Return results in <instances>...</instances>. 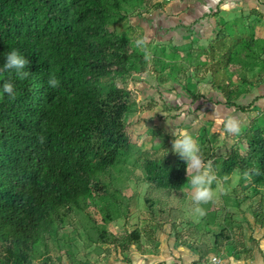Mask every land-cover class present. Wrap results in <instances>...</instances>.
<instances>
[{"label":"trees","instance_id":"trees-1","mask_svg":"<svg viewBox=\"0 0 264 264\" xmlns=\"http://www.w3.org/2000/svg\"><path fill=\"white\" fill-rule=\"evenodd\" d=\"M141 4L161 7L153 0H0V66L7 52L17 50L29 61L25 70L30 73L26 79L0 74V86L11 81L17 92L15 99L0 98V264H31L46 237L84 220L97 235L96 240L89 235L90 241L106 246L104 260L132 248L141 252L144 241L155 244L154 226L118 235L101 226L90 209L100 212L104 225L128 218L134 199L125 190L130 191L127 165L132 159L154 192L145 203L160 222L156 226L170 225L178 244L197 253L198 261L221 248L218 242L210 245L208 232L197 227L178 231L183 213L169 199L191 188L186 161L161 148L135 149L128 121L137 102L124 80L152 71L161 84L183 81L191 90L186 83L191 73L195 85L208 80L226 105L246 113L253 104H238L248 91L234 84L233 77L239 76L234 66L246 57L264 67V39L247 38L237 27L221 28L196 60L188 61L189 67L177 68L175 62L151 57L127 36L108 31L117 16ZM52 75L60 81L55 89L48 83ZM201 99L206 101L197 87L191 90L192 104ZM241 136L244 152L234 147L217 156L204 137L201 155L213 163L214 182L227 183L240 174L256 190L264 189V124L252 121ZM97 172L108 176V185L95 181ZM253 217L263 228L264 193ZM238 231L242 237L233 247L242 253L244 228ZM218 239L231 238L222 231Z\"/></svg>","mask_w":264,"mask_h":264},{"label":"rangeland","instance_id":"rangeland-1","mask_svg":"<svg viewBox=\"0 0 264 264\" xmlns=\"http://www.w3.org/2000/svg\"><path fill=\"white\" fill-rule=\"evenodd\" d=\"M155 1L166 2V0ZM152 12L153 9H147L144 4H141L117 16L116 22L109 26L108 31L127 36L133 43L146 49L151 57L162 59L165 63L175 62L178 65L177 68L189 67L188 61L196 60L200 52L215 38L214 36L204 39L190 37L187 34L179 37L176 36L178 34L176 31L173 33L166 29L154 30L157 24L156 20L152 19ZM236 25L239 32L247 38L264 39V19H254L248 14L237 21L229 22L228 27L225 28L233 31L235 29L233 26ZM163 65L159 64L158 69L164 72ZM234 69L239 74L233 77L234 84L248 91V94L240 98L238 104L244 106L253 104L246 113L226 105L225 99L212 89L208 80L200 81L195 85L196 82L191 73L186 83L190 84L191 90L197 87L206 101L201 99L196 104H192L191 90L184 85L183 81L171 80L161 84L152 71L141 78H125L124 81L128 89L135 94L137 102L128 121L131 123L129 132L135 149L161 148L171 152L172 141L175 138L172 129L186 127L196 139L199 148L202 139L207 137L215 148L217 156L225 155L234 147H239L241 152H244L241 132L247 130L254 120H258L261 125L264 124V110L260 105H255L256 98L252 94L254 89H258L262 81L264 82V67L259 61H251V58L243 57L237 61ZM249 81L256 83L254 88L250 87ZM229 117L239 123L240 131L236 134L225 130L223 122ZM127 166L130 169V173L127 174L130 191L125 190V193L134 199L128 218H121L104 225L100 212L96 208H90L101 226L118 235L136 228L143 229L147 225L152 227L160 224L159 220L153 218L145 203L146 197L154 194L152 188L145 182L143 173L134 159L130 160ZM94 179L103 185L109 184L108 176L102 172H97ZM84 189L89 192L91 188L84 186ZM211 190L214 193L213 199L200 205L205 211L202 216L195 211L197 205L192 200L194 193L191 188L172 194L169 205L183 213L182 226L178 228V231L197 227L202 233L208 232V238L205 240L212 246H215L217 242L218 246L221 245V248L212 249L210 255H225L231 253L230 251L235 252L236 249L233 246L240 243L242 236L238 229L242 227L245 251L248 247L257 251V242L252 237L254 232L250 226L255 225L253 210L258 205L264 189L256 190L249 178L235 174L227 183L213 181ZM155 195L158 194L155 193ZM170 230L173 232L172 227ZM222 231L230 235L229 241L219 242L221 240L218 238ZM89 235L96 240V233L85 220L76 226L68 225L57 235L46 237V241L35 249L31 264H103L106 257L103 250L106 246L91 242ZM144 245V249L149 248L146 241ZM138 255L136 248H132L122 256L113 255L112 257L122 260L138 258Z\"/></svg>","mask_w":264,"mask_h":264},{"label":"crops","instance_id":"crops-1","mask_svg":"<svg viewBox=\"0 0 264 264\" xmlns=\"http://www.w3.org/2000/svg\"><path fill=\"white\" fill-rule=\"evenodd\" d=\"M161 7L153 10L152 19L156 20L154 30L176 31V36L212 38L218 30L228 27L229 22L237 21L248 14L251 18L264 19V0H166L165 3L155 1ZM234 28L237 27L233 26ZM233 28V29H234ZM255 105L264 110V82L254 89ZM258 99V100H257ZM263 106V107H262ZM170 225L156 226L153 241L148 242L149 248L138 252V258H130L131 264H193L199 260V255L189 248L182 247L175 239ZM253 229V239L257 242V251L251 254L243 251H230L222 254L221 264H264V227L250 226ZM169 228V229H168ZM146 240V239H144ZM249 246V245H248ZM214 254H209L207 258ZM206 258V259H207ZM103 264H127L123 260L111 257Z\"/></svg>","mask_w":264,"mask_h":264},{"label":"clouds","instance_id":"clouds-1","mask_svg":"<svg viewBox=\"0 0 264 264\" xmlns=\"http://www.w3.org/2000/svg\"><path fill=\"white\" fill-rule=\"evenodd\" d=\"M28 63L27 58L17 50H11L5 54L4 63L0 66V74L13 73L19 79H26L30 75L25 70ZM48 83L51 88L55 89L59 86L60 81L52 75ZM5 95L11 99H15L17 95L15 83L6 81L0 86V98ZM223 123L228 133L236 134L240 131L239 123L234 118L229 117ZM172 134L175 137L172 141V151L186 161L187 183L194 193L192 200L197 205L195 211L202 216L205 214V211L200 205L212 200L214 196L211 190V185L216 180L213 163L210 160L205 161L203 159L199 145L188 128L175 127L172 129Z\"/></svg>","mask_w":264,"mask_h":264},{"label":"built area","instance_id":"built-area-1","mask_svg":"<svg viewBox=\"0 0 264 264\" xmlns=\"http://www.w3.org/2000/svg\"><path fill=\"white\" fill-rule=\"evenodd\" d=\"M223 261L222 254H214L207 259H203L194 264H221Z\"/></svg>","mask_w":264,"mask_h":264}]
</instances>
